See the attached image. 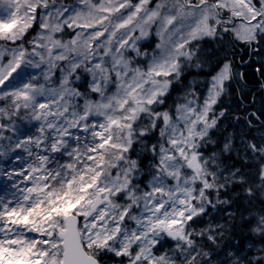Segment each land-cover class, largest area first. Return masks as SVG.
Returning a JSON list of instances; mask_svg holds the SVG:
<instances>
[{"label": "snow or ice", "instance_id": "obj_1", "mask_svg": "<svg viewBox=\"0 0 264 264\" xmlns=\"http://www.w3.org/2000/svg\"><path fill=\"white\" fill-rule=\"evenodd\" d=\"M0 264H264V0H0Z\"/></svg>", "mask_w": 264, "mask_h": 264}]
</instances>
